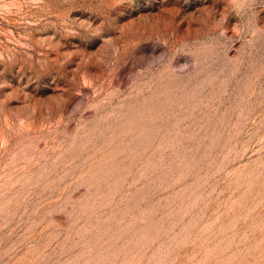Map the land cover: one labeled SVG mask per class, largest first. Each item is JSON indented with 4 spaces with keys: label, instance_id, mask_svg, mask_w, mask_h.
Instances as JSON below:
<instances>
[{
    "label": "rangeland",
    "instance_id": "374dc122",
    "mask_svg": "<svg viewBox=\"0 0 264 264\" xmlns=\"http://www.w3.org/2000/svg\"><path fill=\"white\" fill-rule=\"evenodd\" d=\"M0 264H264V0H0Z\"/></svg>",
    "mask_w": 264,
    "mask_h": 264
}]
</instances>
